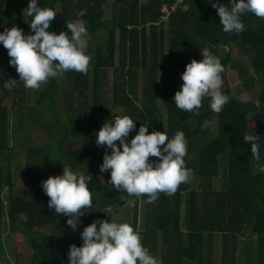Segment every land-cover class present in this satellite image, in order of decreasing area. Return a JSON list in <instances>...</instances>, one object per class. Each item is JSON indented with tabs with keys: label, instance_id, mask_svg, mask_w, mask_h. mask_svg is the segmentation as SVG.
I'll use <instances>...</instances> for the list:
<instances>
[{
	"label": "trees",
	"instance_id": "obj_1",
	"mask_svg": "<svg viewBox=\"0 0 264 264\" xmlns=\"http://www.w3.org/2000/svg\"><path fill=\"white\" fill-rule=\"evenodd\" d=\"M16 2L14 13L9 11L11 0H0V31L15 25L33 34L32 18L27 15L29 0ZM109 2L38 0L40 7L57 12L49 31L59 34L67 31L66 22L83 20L89 33L88 72L61 73L67 101L61 109L56 106L61 90L57 77L39 89H26L22 81L5 88L7 79H19V75L0 44V263L5 255L1 228L7 222L12 231L21 228L24 245L32 250L30 264H67L70 245L82 244L83 227L98 218L110 222L111 211L132 199L108 183L109 172L106 181L98 175L105 147H97L95 133L117 111V116L137 120L129 139L141 124L149 126V132L166 131L169 138L183 131L187 139L184 159L192 170L189 181L172 195L160 193L151 204L141 197L133 206L132 226L137 227L142 210L141 242L150 253L161 264H237L242 238L247 241L245 264H264V174H252L257 161L251 145L243 140L245 134L254 132L264 140V18L246 13L242 16L245 31L226 33L210 4L216 0H111L113 12L108 21L105 8ZM230 2L219 0L227 7ZM163 5L169 9L166 22L160 18ZM100 31L106 33L105 42L93 46V35ZM229 45L249 56L256 76L249 75L230 52L223 53ZM206 47L225 66L222 75L236 71L240 86L251 94L241 99L242 91L236 94L228 85L222 91L230 100L220 113L211 110L208 97L197 113L182 111L173 100L183 83L181 73L192 59H203L200 51ZM29 97L33 104L26 106ZM11 116L18 119L20 149L27 151L22 166L26 175L32 169L30 179L36 185L28 196L14 195L11 190L6 197L2 195L6 186L13 187L5 178L3 158L14 150L9 145ZM208 124L214 125L212 129ZM33 129L46 136L37 148L28 140ZM49 161L57 168L51 169ZM63 165L93 177L89 184L92 207L80 218L75 232L66 224L68 217L47 207L50 198L41 187L49 176L62 174ZM47 229L48 233L43 232Z\"/></svg>",
	"mask_w": 264,
	"mask_h": 264
},
{
	"label": "clouds",
	"instance_id": "obj_2",
	"mask_svg": "<svg viewBox=\"0 0 264 264\" xmlns=\"http://www.w3.org/2000/svg\"><path fill=\"white\" fill-rule=\"evenodd\" d=\"M210 4L216 9L226 33L245 31L242 16L246 13L264 18V0H231L228 3L231 7L219 0ZM27 15L32 18L29 23L33 34H25L15 25L0 31V44L7 49L9 65L19 75V79H7L5 88L15 87L22 81L26 89H39L60 73L88 72L91 57L86 51L89 33L85 21L66 22L67 31L59 34L49 31L57 12L40 7L38 0H29ZM200 54L203 59H192L181 73L183 83L175 92L174 104L182 111L197 113L202 100L208 97L211 110L220 113L230 100L222 91V73L226 68L209 48H204ZM135 121L129 115L115 116L95 133L97 147H105L100 173L109 172L108 183L132 197L125 200L129 207L135 206L141 197H147L145 203L151 204L160 193L172 195L192 176L184 159L187 139L183 131L169 138L166 131L149 132V126L141 124L129 139L130 132L136 129ZM243 140L251 145L252 157L257 161L252 174H264V151H261L264 140L255 132L245 134ZM92 179L89 173L85 175L63 165L62 174L49 176L41 182L43 192L50 198L47 207L68 217L66 224L72 232L77 231L82 223L80 218L92 207L89 189ZM80 237V246L72 244L69 247L67 264H161L142 244L139 228L129 223L98 218L83 227Z\"/></svg>",
	"mask_w": 264,
	"mask_h": 264
},
{
	"label": "rangeland",
	"instance_id": "obj_3",
	"mask_svg": "<svg viewBox=\"0 0 264 264\" xmlns=\"http://www.w3.org/2000/svg\"><path fill=\"white\" fill-rule=\"evenodd\" d=\"M6 2V1H5ZM18 5L20 0H17ZM16 2V3H17ZM111 3V0L109 4ZM15 0H11V9L9 8V11H16V9H12V6L14 7ZM105 15L106 20L110 21L111 13L113 10L111 9V4L107 5L105 8ZM168 16H163L161 18V21L164 20L167 21ZM93 42L92 45L94 46L95 43L98 42H105L106 39V33L103 31H100L99 33H95L93 35ZM230 52V55L237 59L238 62L246 69V71L249 73V75L256 76V72L254 69H252L251 61L248 55L243 53L241 50H239L237 47H234L232 45H229L224 48L223 53ZM222 53V54H223ZM5 61V60H4ZM3 61V62H4ZM57 78L60 81L61 90L57 94V103L56 106L58 109H61L64 104L67 103V101L64 100L65 91H64V83H66L63 78L62 74H58ZM223 79V85L222 89L225 86H230L234 93L239 94L238 92L242 91L241 99H248V94H246V91L240 86V79L236 71H229L228 73L222 75ZM109 88L107 89V91ZM180 90V89H179ZM255 93V90L252 92ZM26 106H30L33 104L32 97L26 98V101L24 102ZM74 105L77 106V102L74 101ZM110 106V105H109ZM114 117L118 115V112H113ZM11 129H10V141L9 145H12L14 147V150L10 153V150L7 152L6 155H4L5 160V168H4V175L5 178L9 179L12 188H8L7 186L4 188V191L2 195L6 197V195H9L10 190L14 195H22V196H28L35 192L36 185L32 184V180L30 179L32 174V169L29 170V174L26 175L25 170L23 168V163L25 161V158L27 156V151L24 148H21V140L18 138L20 136V132L18 130L19 123L18 119L11 116ZM161 125V123H160ZM209 128L212 129V125L208 124ZM215 128V127H214ZM28 139V138H27ZM30 144L33 147H40L44 144V141L46 140V136L44 132L40 129H33L31 132V137L28 139ZM28 160V158L26 159ZM48 165L51 167V169H56L57 167L51 162H48ZM27 169V168H26ZM40 170L44 171V167L40 166ZM98 175L100 176L102 181H106L108 173H100V169L98 170ZM39 175L35 176V179L39 180ZM191 187L195 188L196 183L191 182ZM6 203V202H4ZM184 206V205H183ZM182 206V207H183ZM134 208L129 207L127 204H125L123 207L114 208L111 211L112 219L117 220L118 222H126L132 225L133 215H134ZM183 209V208H182ZM137 227L139 230L144 225V214L142 213V210H139V213L137 214ZM22 219L24 220L25 217L22 214ZM183 227V225H182ZM21 228L18 227L15 229V231H12L9 228L8 222L4 224V226L1 228V236L3 237V246H4V258L2 259V263L0 264H30V256L32 250L24 245V238L21 234ZM43 232H49V229L43 231ZM247 241L246 239L239 238L238 241V250H237V264H245L246 256H247Z\"/></svg>",
	"mask_w": 264,
	"mask_h": 264
},
{
	"label": "built area",
	"instance_id": "obj_4",
	"mask_svg": "<svg viewBox=\"0 0 264 264\" xmlns=\"http://www.w3.org/2000/svg\"><path fill=\"white\" fill-rule=\"evenodd\" d=\"M182 0H178V2L180 3ZM172 9H175V6H173L172 7ZM169 9L165 6V5H163V7H162V12H163V14L160 16V18H163V16H168L169 15V11H168Z\"/></svg>",
	"mask_w": 264,
	"mask_h": 264
}]
</instances>
